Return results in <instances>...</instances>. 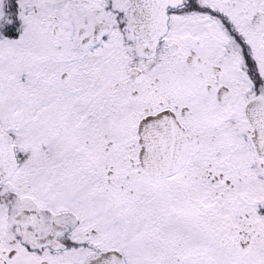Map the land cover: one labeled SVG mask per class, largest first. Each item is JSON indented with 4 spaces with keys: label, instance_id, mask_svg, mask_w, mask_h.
Instances as JSON below:
<instances>
[{
    "label": "snow or ice",
    "instance_id": "6c2138e0",
    "mask_svg": "<svg viewBox=\"0 0 264 264\" xmlns=\"http://www.w3.org/2000/svg\"><path fill=\"white\" fill-rule=\"evenodd\" d=\"M0 264H264V0H0Z\"/></svg>",
    "mask_w": 264,
    "mask_h": 264
}]
</instances>
